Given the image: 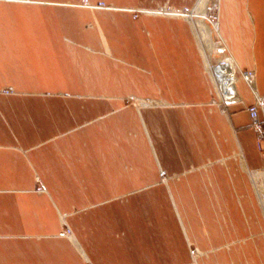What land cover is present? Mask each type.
<instances>
[{
  "label": "crops",
  "instance_id": "obj_1",
  "mask_svg": "<svg viewBox=\"0 0 264 264\" xmlns=\"http://www.w3.org/2000/svg\"><path fill=\"white\" fill-rule=\"evenodd\" d=\"M100 1L111 8L0 0V89L26 93L0 95V264H189L187 244L201 254L198 264H264V220L235 206L234 195L255 203L246 169H264V150L249 127L253 97L233 80L238 69L253 71L264 95V4L220 0L224 47L216 42L214 55L228 53L232 63L216 73L226 98L238 97L227 119L208 111L209 68L192 24L156 12L196 0H86ZM135 10L144 15L134 19ZM123 60L151 72L134 73ZM101 91L112 94L93 97ZM122 94L171 105L142 109L143 152L120 167L117 138L101 117L120 107ZM61 216L85 260L61 235Z\"/></svg>",
  "mask_w": 264,
  "mask_h": 264
},
{
  "label": "rangeland",
  "instance_id": "obj_2",
  "mask_svg": "<svg viewBox=\"0 0 264 264\" xmlns=\"http://www.w3.org/2000/svg\"><path fill=\"white\" fill-rule=\"evenodd\" d=\"M8 1H15V0H8ZM202 0H196V2L194 3V5L190 8L191 11H193V14L195 12V10H197V8L199 7L200 3ZM261 3L264 4V0H261ZM80 4H82L83 6L90 8V9H103V8H111V6L108 3L105 2H97L96 4H88L86 2V0H80ZM219 7H220V0H207L206 3V8H205V13L202 15H193L192 14V19H191V24L193 26L194 32L197 36H195L196 42L198 43V46L201 48L200 54L203 58V61L206 63V65L209 68V71H205V73L208 75V80L212 86V91H211V100L208 104L209 107V113L213 112V109H215L220 115L224 116L225 118L229 119V113H228V109L227 107H222L219 104V98H217V84L214 80V72L210 67V61H211V54L208 53V50L205 48V46L203 45L202 41H201V37L199 38V31H197V29L195 28V22L196 20H200L202 22H204L205 25H207L210 30H211V39L214 42V46L215 49L217 48L216 42L219 41L217 35H216V31H215V24L218 23V19H219ZM171 11H176L177 14H180V12L182 11H178V10H174L168 6H164L160 9H157L156 12H159L161 14L164 13H173ZM151 12V11H150ZM144 15V13L142 11H132V16L134 19L138 18L139 16ZM165 18H169V17H165ZM174 18L176 19H180V20H184V18L181 15L178 16H174ZM171 19V18H169ZM199 40V42H198ZM213 51V49L211 50ZM220 58H227L229 60L230 55L227 53L224 54V56H219ZM218 57H216L214 55V51H213V55H212V59H220ZM125 65H129L132 69L133 72L135 73L136 71H143V72H147L150 73L151 69L150 68H146L144 66L141 65V61H122ZM232 61H230L229 63H225L226 64H231ZM218 67V65L216 66V68ZM205 70V69H204ZM242 71V70H240ZM210 73V74H208ZM123 76V75H122ZM218 76V75H217ZM233 80L235 82H237V76H233ZM240 80V78L238 79ZM253 84V82H251V85ZM247 85V84H246ZM248 86V85H247ZM250 95L253 97V103L256 101V98L258 95L257 89L254 88V86H248ZM228 91H231V93H235L234 89H230ZM26 93L23 92H17L15 91L11 86H4L0 89V95L2 96H24ZM36 94H42L43 96L46 97H61V98H87L88 96H92V94H78V93H68V92H55V93H51V92H43V93H36ZM107 94H112V93H108V92H103L101 91L100 93H94L93 97L95 98H101V99H108L109 96ZM262 97H264V95H260ZM116 99H119L121 101V105L120 107H117L115 109H111V115L109 116L108 114L104 113L101 117V122L105 123L108 125L109 128H107L106 130H110L111 132H113V136L115 138H117V153L122 155V158H118L117 160V166H122L124 164H131V163H136L135 161V157H133V154L135 153L136 150H140L143 152V148H142V141L139 138V134L141 132H143L144 134H146V128L144 127V124H142L141 118H140V113L142 111V109L146 108V109H152L153 107H161V108H166V107H170L171 103H167L165 100H159V101H155L152 100L150 98H139L136 97L134 94H122L120 97L117 96ZM238 100V97H237ZM252 103V104H253ZM129 108L134 109V114L137 116L136 118L134 117L133 114L131 113H127L125 112V110H129ZM223 111H225L226 113H223ZM116 116L117 120V128L114 127V124L112 123L114 120H112L111 118L113 116ZM184 122V120L182 121ZM183 126V123H182ZM184 127V126H183ZM112 130H111V129ZM193 128V126H192ZM207 128H209L208 124H207ZM206 135L210 134L209 129H205L204 131ZM234 137H235V133L234 131H232ZM115 134V135H114ZM255 134V133H254ZM211 137H213L214 139L216 137L219 136V132H217L216 130L213 129V133L210 134ZM264 136V135H263ZM256 137V141H257V146L259 149L264 150V137L261 140V142L258 140V136L255 134ZM146 140L148 141V150L150 151V155L152 158H156L154 155V149L152 148V145L150 144L148 137H145ZM128 141V143H127ZM136 149V150H135ZM141 152V153H142ZM127 154V157L125 156ZM130 155V156H128ZM128 157H131L132 162H128ZM126 162V163H125ZM161 172H165L166 171L161 167L158 166V174L160 177V173ZM246 174L250 183V187H251V191L255 200V203L251 206L249 203H244L241 204L239 203V200L242 201L243 197L239 196V195H234L235 199L237 200L236 203V210L242 212V211H257L262 219L264 220V208L263 205L264 203L262 202V197H263V193L262 192H258V190L256 189L257 186H261L260 181L261 178L258 179L259 175H262L263 179H264V169L261 170H249L246 169ZM167 176V174H166ZM257 176V177H256ZM256 179V180H255ZM258 179V180H257ZM162 184H165L168 181V177H166V179H162L160 178L159 180ZM159 182V183H160ZM38 183V189L40 191H44V188L41 186V184L39 183V180H37ZM130 217V216H129ZM61 220V226H62V236L68 241L70 242V244L74 247V251L76 252L77 256L79 257V259L81 260H85L82 251H81V247L80 244L78 242V240L76 239L75 235L73 234L72 230L70 229V227L67 225V223L65 222V217L61 216L60 218ZM131 220V217H130ZM246 225L248 220L245 221ZM187 248H188V253L190 255L191 252H194V256L193 257H189V263L190 264H198V254L199 252L196 251V249L193 247V245L191 244H187ZM200 255V254H199ZM89 264V263H86Z\"/></svg>",
  "mask_w": 264,
  "mask_h": 264
},
{
  "label": "built area",
  "instance_id": "obj_3",
  "mask_svg": "<svg viewBox=\"0 0 264 264\" xmlns=\"http://www.w3.org/2000/svg\"><path fill=\"white\" fill-rule=\"evenodd\" d=\"M173 13H168V14H171L173 16H178V15H181L183 17H187L191 14V10L189 8H185L183 9L180 14H177L176 11H171ZM210 54H211V57L213 55V51H210ZM220 59H211L210 61V65L214 71V80L217 84V87L221 93L220 96H218V93H217V98H219V104L222 106V107H227L228 105H231V104H235V103H238V100L237 98L234 99V100H227L226 99V96L222 93L221 91V87H220V84H219V80H218V76H217V73H216V66L219 64ZM228 59H225V62L227 61ZM238 77L237 79H244V80H247V82L249 83L248 86L251 84V82H253V72L252 71H240L238 69ZM218 91V90H217ZM246 112H247V115H248V119H249V127L251 128V130L258 136V140L261 142V140L263 139V135H264V97L260 96V97H257L256 98V101L248 106L246 108ZM223 113H226L225 111H223ZM166 173L165 172H161L160 173V178L162 179H166ZM194 256V252H191L190 253V257H193ZM190 264V263H189Z\"/></svg>",
  "mask_w": 264,
  "mask_h": 264
},
{
  "label": "bare ground",
  "instance_id": "obj_4",
  "mask_svg": "<svg viewBox=\"0 0 264 264\" xmlns=\"http://www.w3.org/2000/svg\"><path fill=\"white\" fill-rule=\"evenodd\" d=\"M206 3H207V0H202L201 1V3H200V5H199V7L197 8V10H195V12H194V14H193V11L191 12V14L189 15V16H187L186 18H184V20L185 21H188V23L189 24H191V17H192V14L193 15H202V14H204L205 13V8H206ZM106 10V9H105ZM162 15H169L168 13H164V14H162ZM170 17L169 18H171V19H176V18H174V16L173 15H169ZM195 24V28L197 29V31H199V38L201 37V41H202V43H203V45L205 46V48L208 50V53H210V51L213 49V47H214V49H213V51H215V50H220L221 51V49L219 48V47H217L216 49H215V46H214V42L212 41V39H211V30H210V28L207 26V25H205L204 24V22H202V21H200V20H196V22L194 23ZM215 26V31H216V35H217V37H218V39H219V41H220V45H221V47L223 48L224 47V45H223V43H222V40L220 39V36H219V32H218V26H217V24H215L214 25ZM227 54V53H226ZM211 56V55H210ZM211 59H212V57H211ZM225 59H227V58H225ZM225 59L224 58H220V60H219V64H222V65H224L225 63H229L230 61H232V57L230 56V58H229V60H227L226 62H225ZM218 64V65H219ZM210 67H211V65H210ZM211 69H212V67H211ZM213 70V69H212ZM214 72V71H213ZM253 72V71H252ZM208 74H210V73H208ZM253 75H254V73H253ZM227 77V76H226ZM254 77V76H253ZM254 79V78H253ZM218 80H219V84H221V80H220V78H218ZM244 80V79H243ZM244 82L248 85L249 83L247 82V80H244ZM253 83H254V80H253ZM250 86H252L251 84H250ZM217 93H218V96H220L221 95V93H220V91H219V89H218V87H217ZM222 91V90H221ZM223 93V92H222ZM257 97H259L258 95H256ZM227 99V98H226ZM228 100V99H227ZM257 177V176H256ZM259 178H261V180L262 181H260V183H261V186L259 185V186H257L256 187V189L258 190V192H262L263 193V197H262V202L264 203V179H263V177H262V175H259L258 176V179ZM257 179V180H258ZM256 180V179H255ZM260 180V179H259ZM263 208H264V205H263ZM200 254V253H199ZM198 254V257H200V255Z\"/></svg>",
  "mask_w": 264,
  "mask_h": 264
}]
</instances>
